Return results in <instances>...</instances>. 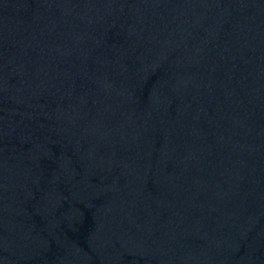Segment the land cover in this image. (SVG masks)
Wrapping results in <instances>:
<instances>
[{
	"label": "water",
	"instance_id": "1",
	"mask_svg": "<svg viewBox=\"0 0 264 264\" xmlns=\"http://www.w3.org/2000/svg\"><path fill=\"white\" fill-rule=\"evenodd\" d=\"M0 264H264V0H0Z\"/></svg>",
	"mask_w": 264,
	"mask_h": 264
}]
</instances>
